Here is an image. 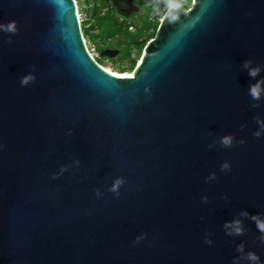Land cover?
<instances>
[{
    "label": "water",
    "instance_id": "obj_1",
    "mask_svg": "<svg viewBox=\"0 0 264 264\" xmlns=\"http://www.w3.org/2000/svg\"><path fill=\"white\" fill-rule=\"evenodd\" d=\"M196 16L159 21L118 74L87 51L76 0H0V23L19 28L0 32V264H251L241 243L264 264L242 215L264 214V95H249L264 79V0H192L181 21ZM236 219L244 235H227Z\"/></svg>",
    "mask_w": 264,
    "mask_h": 264
},
{
    "label": "trees",
    "instance_id": "obj_2",
    "mask_svg": "<svg viewBox=\"0 0 264 264\" xmlns=\"http://www.w3.org/2000/svg\"><path fill=\"white\" fill-rule=\"evenodd\" d=\"M191 0H187L185 8L190 5ZM86 21L80 22L84 40L87 39L97 44L98 48L107 47L112 41L119 40L125 44L122 50L108 61L117 60L119 63L129 62L127 67L117 66L118 74L129 73L135 66L137 57L148 40L154 37L158 27L157 15L162 14L165 4L163 0H137V5L141 9V13L133 20L121 19L117 16L111 6L103 0L86 3ZM159 9V12L152 9ZM134 27V31L130 32L128 28ZM132 55H134L132 57ZM102 60V61H101ZM105 59H97L96 62L103 66Z\"/></svg>",
    "mask_w": 264,
    "mask_h": 264
},
{
    "label": "clouds",
    "instance_id": "obj_3",
    "mask_svg": "<svg viewBox=\"0 0 264 264\" xmlns=\"http://www.w3.org/2000/svg\"><path fill=\"white\" fill-rule=\"evenodd\" d=\"M156 0H153V3H155ZM165 4V9L163 10L162 14L157 15L159 17L160 23L163 25L165 21H167L168 24H177L180 22V25L183 28H192L195 26L196 23L200 22L202 20V17L196 16L194 19H188L187 21H181V15L186 14L185 4L187 3V0H163ZM64 3V0H53L54 5H62ZM152 11L159 12V9H152ZM18 21L12 20L8 23H0V32L9 33L12 35H15L18 33ZM12 35H9L8 37V43H12ZM251 61L245 62V67H250ZM260 73V68H251L249 75L251 77H256ZM36 80V76L34 73H29L23 76L20 80L21 86H28L29 84L33 83ZM147 92H151V89H146ZM249 95L253 100H259L262 95H264V79L257 81L256 83L250 85ZM253 107H258V105H253ZM257 123L260 124V130L256 131L254 135L259 138L261 136V133L264 132V120H260L257 117ZM241 127H244L243 125ZM69 135H71V130H69ZM235 137L233 135H226L220 138L219 144L223 147L230 148L235 143ZM240 144H244V140L239 141ZM213 145H209V147H213ZM3 146L0 145V148ZM76 164H79V160L75 161ZM231 164L229 162H224L221 165V171L229 172L231 171ZM68 171L67 166L61 167L60 171L58 173H55L53 175V179L59 178L64 172ZM208 180H214L216 179V174L213 173L211 176L207 177ZM127 183V180L124 177H119L114 180L112 185L107 189L108 192L115 193L118 197L121 193L120 190L123 185ZM96 196L97 198H100L103 194L96 189ZM204 202H207V197H204ZM242 215L248 217L250 216L251 220L255 222L258 231L261 233L260 240L264 242V214H257V215H251L248 212L242 213ZM225 228L228 229L227 235L230 236H241L245 233V228L243 226V222L240 219H236L234 221H231L229 223L225 224ZM147 234L138 236L134 243H139L140 241L144 240L146 238ZM206 243L211 245L212 241L206 239ZM237 251L239 253H243V258L247 261L251 262V264H262L261 257L255 252V251H249L245 253V245L244 243H241L237 245ZM241 257L234 258V264H240Z\"/></svg>",
    "mask_w": 264,
    "mask_h": 264
},
{
    "label": "rangeland",
    "instance_id": "obj_4",
    "mask_svg": "<svg viewBox=\"0 0 264 264\" xmlns=\"http://www.w3.org/2000/svg\"><path fill=\"white\" fill-rule=\"evenodd\" d=\"M77 2V6H78V10H79V18H80V22L81 21H86V12H85V8L87 7V5L84 3L83 0H76ZM192 2V0H191ZM191 2L189 7L191 6ZM188 7V8H189ZM141 12V10L139 9L138 12ZM134 18H130V20H133ZM85 44L87 46L88 49L92 50L94 49V55L97 53V48L100 47L95 43H92L91 41L85 39ZM124 42L123 41H119V40H115L112 41L107 47L113 48V49H120L122 50V46H124ZM134 55H132L133 57ZM141 54L137 57L136 62H135V66L138 63V61L140 60ZM115 59V58H114ZM102 61V60H101ZM121 64L122 67H127L129 65V62H122L119 63L117 60L114 61H104L102 63L103 67L111 72H117V66H119ZM134 66V68H135ZM134 68L132 70H130L129 73H132Z\"/></svg>",
    "mask_w": 264,
    "mask_h": 264
},
{
    "label": "flooded vegetation",
    "instance_id": "obj_5",
    "mask_svg": "<svg viewBox=\"0 0 264 264\" xmlns=\"http://www.w3.org/2000/svg\"><path fill=\"white\" fill-rule=\"evenodd\" d=\"M84 3L94 2L98 0H83ZM100 1V0H99ZM106 4L111 6L117 16H120L121 19L130 20V18H135L141 12L138 10L140 7L137 5V0H103ZM119 8L120 13L115 9V6ZM141 10V9H140Z\"/></svg>",
    "mask_w": 264,
    "mask_h": 264
},
{
    "label": "built area",
    "instance_id": "obj_6",
    "mask_svg": "<svg viewBox=\"0 0 264 264\" xmlns=\"http://www.w3.org/2000/svg\"><path fill=\"white\" fill-rule=\"evenodd\" d=\"M165 9V8H164ZM80 19V18H79ZM160 20L158 19V22H159ZM128 30L130 31V32H133L134 31V27L133 26H130L129 28H128ZM85 41V40H84ZM86 48H87V46H86ZM99 49L100 48H97V53L94 55L93 53H94V49H92V50H90V49H88L87 48V51L89 52V54L91 55V57L94 59V61L96 62V60L97 59H100V55H99ZM104 61H108V59H105ZM97 63V62H96ZM98 64V63H97ZM99 65V64H98ZM99 66H101V65H99ZM101 67H103V66H101ZM104 68V67H103Z\"/></svg>",
    "mask_w": 264,
    "mask_h": 264
}]
</instances>
